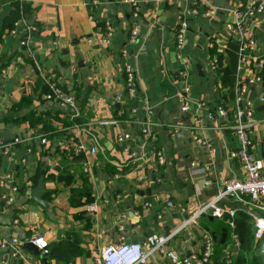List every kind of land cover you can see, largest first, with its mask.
<instances>
[{
    "label": "crops",
    "instance_id": "1",
    "mask_svg": "<svg viewBox=\"0 0 264 264\" xmlns=\"http://www.w3.org/2000/svg\"><path fill=\"white\" fill-rule=\"evenodd\" d=\"M14 1L0 0V178L5 173L13 177L0 183V264H44L42 258L47 264H95L101 249L123 236L128 241H141L151 234L175 233L186 221L187 214L181 208L194 212L220 192L225 180L242 175L239 162L230 156L237 146L233 116L221 117L214 112L219 106L232 108L230 89L221 87L209 65L216 52L227 56L232 33L224 24L237 0H214L218 8L214 16L204 15L203 6L198 14L192 13L191 0L143 3L138 17L132 15L130 5L119 0H32L27 3L29 11L23 14L26 23L12 33V29L3 28V19ZM180 14L189 25L182 50L189 57L185 76L176 48ZM106 21H111L115 30L109 45L88 42L92 35H99ZM135 24L140 36L130 44V30ZM246 24L247 33L256 41L254 56L264 59V14ZM28 29L32 31L26 46ZM123 47L130 51L138 69L136 101L124 95ZM39 78H55L75 96L81 110L79 121L72 126L52 120L57 130L67 133L56 134L45 144L40 140L41 123L34 126L21 121L24 116L33 111L48 114L46 119L49 115L63 118L70 112L47 99L48 92L35 90ZM186 85L190 87V109L183 113L180 94ZM118 93L121 100L115 99ZM250 96L255 108L253 151L264 163V78L252 87ZM144 100L154 110L155 146L165 156L160 167L152 146L141 143L135 125L121 123L128 118L131 124L142 121L144 113L117 118L121 111L129 114L132 106ZM129 126L135 139L116 142V134ZM195 135L212 147L197 144ZM14 138L20 141L6 154L1 147ZM77 142L97 143L99 153L85 154L82 170L63 175L58 150L73 149ZM42 174L45 206L33 199L34 180L37 184ZM139 175L145 176L144 180H139ZM12 184L19 186L20 193L8 206L1 195L8 193ZM168 200L176 206L168 207ZM94 204L95 210L91 208ZM261 204L264 206V199ZM229 207L245 209L236 200L225 203L224 208ZM252 210L264 216V209ZM122 214L127 216L124 230L119 229ZM202 229L214 235L216 246L210 264H218L232 237L223 246L220 240L227 239V231L221 219L209 214L179 229L169 245L180 254L201 251ZM68 232L80 236L82 247L81 253L68 261L52 259L42 250L37 256L26 245L43 238L52 246ZM12 238L20 244H10ZM144 264L171 263L153 255Z\"/></svg>",
    "mask_w": 264,
    "mask_h": 264
},
{
    "label": "built area",
    "instance_id": "2",
    "mask_svg": "<svg viewBox=\"0 0 264 264\" xmlns=\"http://www.w3.org/2000/svg\"><path fill=\"white\" fill-rule=\"evenodd\" d=\"M32 0H19L20 4L30 3ZM166 0H119L122 4H128L132 8V15L138 17L141 11V4L143 3H163ZM192 13L198 14V8L203 6V14L206 16H214L218 10L214 4V0H191ZM0 8V16L2 15ZM264 14V0H237L234 6L229 8L230 18L225 22V28L232 33V40L238 45V63H237V80L234 88V98L232 100L233 106L231 109L219 106L214 110L218 116L228 117L230 113L233 116L234 122L232 124L233 134L237 141L236 149L230 152V156L237 160L242 169L241 176H234L224 181L222 189L218 194L213 196L209 201L200 204L194 212H189L181 208V212L186 213L189 217L184 224L179 228L186 227L188 224H196L197 220L202 215H212L215 218H222L224 213H228L229 223L233 229L232 242L224 249L223 258L231 262L232 256L238 253L241 248V241L238 234L235 232V222L233 207L225 209V203H230L231 200H236L242 203V206L254 218V236L256 239L264 237V216L259 215L253 208L264 209L261 201L264 199V163L261 159L257 158L253 151L251 128L255 123V108L253 99L250 96L251 89L256 84L263 81L264 59L254 56L256 41L247 33V20H259ZM26 23V17H22L14 23L11 30L17 33L20 26ZM188 21L183 14L178 16V25L176 28V48L177 57L181 60L184 68L183 75L188 74L189 57L186 56L182 50L186 46ZM34 30V29H33ZM32 31V30H31ZM31 31L28 29L27 41L24 40V45L28 46L31 38ZM114 25L111 21H106L98 36L92 35L88 42L97 43L99 45H109L112 37L114 36ZM30 33V34H29ZM140 36V28L137 24L133 25L130 30V37L128 43H136ZM215 36V35H214ZM122 61V70L124 73V95L129 100H138V69L131 59V53L127 48L123 47L120 52ZM210 68L218 76V61L214 57L210 62ZM247 73V74H246ZM54 78H45L48 82L50 91L46 94L47 99L56 102L62 106H66L71 113L72 118L80 116L78 104L75 96L62 88ZM60 85V86H59ZM190 87L186 85L180 94L181 112H186L190 109ZM116 100H121L122 95L117 94ZM200 106H205L201 103ZM138 112L144 113V119L137 123L131 124L132 120L128 117ZM120 115H125L128 118L126 121L121 122L124 125L133 126L138 129V136L144 146L151 145L153 154L156 156V165L158 167L165 164L164 152L156 144V133L154 127L156 125L154 110L148 101H143L141 105L138 103L131 107L130 113L120 112ZM130 126L125 130L119 132L115 136V141L118 143L131 142L135 139ZM197 144L207 145L212 147L211 143L205 142L199 136H194ZM42 143H47L46 138L40 139ZM19 138H14L12 142L4 144L3 152L10 153L14 144L19 142ZM95 145H87L85 142H77L74 144V152H84V154L97 155L98 148ZM134 156V154H132ZM194 162L193 165H197ZM139 180H144L145 176L139 175ZM12 174H1L0 183L11 181ZM32 185V182H28ZM20 193L19 186L12 184L8 193L4 192L1 195L2 201L8 206L16 202L17 196ZM224 202V203H223ZM148 205L147 203L145 204ZM167 206L173 208L176 206L171 200L167 201ZM91 208L95 210L96 205ZM180 209V208H178ZM126 214H122V222L120 230H124L123 220ZM178 229V230H179ZM177 230V231H178ZM176 231V232H177ZM175 232V233H176ZM162 235L151 234L145 240L141 241H128L125 237H121L117 243H110L105 245L99 254L95 257V264H144L151 256L158 255L165 258L171 264H210L214 255L216 240L212 232L208 229H202L200 237L202 240V250L195 251L191 254H180L177 250L169 245L170 238L175 234ZM19 240L12 238L10 244L17 245ZM34 243L38 248L47 254V242L43 238H36ZM20 244V243H19ZM3 247L7 245L2 243ZM15 252H18L16 248Z\"/></svg>",
    "mask_w": 264,
    "mask_h": 264
},
{
    "label": "trees",
    "instance_id": "3",
    "mask_svg": "<svg viewBox=\"0 0 264 264\" xmlns=\"http://www.w3.org/2000/svg\"><path fill=\"white\" fill-rule=\"evenodd\" d=\"M13 5L14 7L9 15H6L3 19V28L9 31L13 29L14 23L30 9L29 4H20L19 0H15ZM225 52L227 56H225L224 53L216 52L214 57H216L218 61L219 83L221 87L230 89V97L233 100L234 88L237 80L238 45L231 39ZM36 86L35 90H40V93L46 94L50 91L48 82L45 80L43 81L41 78H39ZM62 88L65 89L64 86H62ZM45 115L48 114H36L33 111H29L21 121H28L34 126L37 123H41L40 136L41 138H46L48 141L52 140L56 134L66 136L67 133L65 129L57 130V128L53 126L52 120L58 119L63 125L72 126L79 121L78 118L80 117L71 118V113L66 112L64 113L63 118L49 115V118L46 119L44 117ZM117 118H125V115L119 114ZM58 152L61 154L60 165L63 169L61 171L63 175H73L83 169L82 163L85 157L84 152H74L70 147L64 149L60 148ZM34 184L36 185V180H34ZM233 201L234 200H231L230 203H233ZM218 219L222 220L223 227L227 231V234L225 235L227 236V239L220 240L224 243L223 246H225L232 237L233 229L229 223L228 213H224L223 217ZM233 219L236 225L235 232L238 234L241 241V248L237 254L232 256L231 262H228L226 258H223L218 264H264V237L262 239L255 238L254 218L246 209L241 208L235 210ZM47 250V254L50 258L68 261L72 257L79 255L82 251L80 236L76 232H68L59 243L47 246Z\"/></svg>",
    "mask_w": 264,
    "mask_h": 264
},
{
    "label": "water",
    "instance_id": "4",
    "mask_svg": "<svg viewBox=\"0 0 264 264\" xmlns=\"http://www.w3.org/2000/svg\"><path fill=\"white\" fill-rule=\"evenodd\" d=\"M33 23V20L31 21ZM44 192H45V176L42 174V176L39 178L37 184L33 188V199L34 201L39 205H46V201L44 200ZM210 218H212V215H209ZM186 219H188V215L186 216ZM27 247L29 250L33 251L37 256L41 254V250L36 246L34 242H28ZM42 262L44 264L46 263V258H42Z\"/></svg>",
    "mask_w": 264,
    "mask_h": 264
},
{
    "label": "rangeland",
    "instance_id": "5",
    "mask_svg": "<svg viewBox=\"0 0 264 264\" xmlns=\"http://www.w3.org/2000/svg\"><path fill=\"white\" fill-rule=\"evenodd\" d=\"M72 118V117H71Z\"/></svg>",
    "mask_w": 264,
    "mask_h": 264
}]
</instances>
